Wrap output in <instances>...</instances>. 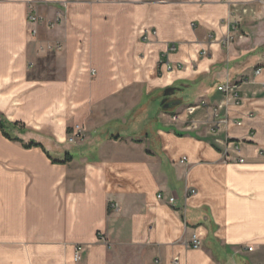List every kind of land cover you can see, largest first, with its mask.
Instances as JSON below:
<instances>
[{
  "label": "crops",
  "instance_id": "0c3cea01",
  "mask_svg": "<svg viewBox=\"0 0 264 264\" xmlns=\"http://www.w3.org/2000/svg\"><path fill=\"white\" fill-rule=\"evenodd\" d=\"M0 116V264H264V0H0Z\"/></svg>",
  "mask_w": 264,
  "mask_h": 264
},
{
  "label": "built area",
  "instance_id": "2783aa9c",
  "mask_svg": "<svg viewBox=\"0 0 264 264\" xmlns=\"http://www.w3.org/2000/svg\"><path fill=\"white\" fill-rule=\"evenodd\" d=\"M92 1H99V0H92ZM59 18H60L59 15H57L55 20H48L45 17H43L42 15H39L38 13L32 11L27 16L28 32H29V34L31 36H36V34L38 32L39 24L44 23L48 27H52L56 22H58ZM154 34H155V30L142 29L141 33H140V37H141L142 40H147V39H149V37L151 35H154ZM60 47L61 46L59 44H50V43H48L47 45H45L44 47H41V48H44L47 51H54V50L60 49ZM168 68H170V67H168ZM259 70L260 69H256L255 73H258ZM243 80L247 81L248 79L245 78ZM218 88L226 93L227 99H233L235 102H237L239 100V95H238V91H237V86L236 85L226 82L224 84H221ZM173 118H176V116L173 117ZM240 123L241 122H237V124H240ZM83 131H84V129H83L82 126L75 125L73 127V129H72V132L70 134L69 139L73 140L75 138L81 137L83 135ZM233 149L235 151H239V146L238 145H234ZM226 153H227V151L225 150L224 154H226ZM260 153L264 154V150L260 151ZM185 160H186L185 158H182V159H180V162H184ZM239 161L242 162L243 159L240 158ZM188 192L190 194H192V193L195 192V190L193 188H189ZM162 197H163L162 194H158V198H162ZM175 199H176L175 195H170L167 198V202L169 204H173ZM184 243L188 247L198 248L200 246V237L196 233H193V234H191L190 238H188V239H186L184 241ZM248 248L250 249L251 247H248ZM82 251H83V246L81 244H76L74 246L73 257H72L73 261L77 262V261L81 260Z\"/></svg>",
  "mask_w": 264,
  "mask_h": 264
},
{
  "label": "trees",
  "instance_id": "16d2710c",
  "mask_svg": "<svg viewBox=\"0 0 264 264\" xmlns=\"http://www.w3.org/2000/svg\"><path fill=\"white\" fill-rule=\"evenodd\" d=\"M7 124H10L11 126H14L16 127L19 123L18 122H14V123H10V122H7L3 117H0V132L2 133V135L8 139H11V140H16V141H20L22 142V145L25 147V148H30V147H41L42 148V145L35 142V141H30L28 143H24L21 139H19L17 136L15 137H12L10 136L7 131H6V126ZM69 158V157H68ZM65 160H68V159H65ZM53 162H57V161H53Z\"/></svg>",
  "mask_w": 264,
  "mask_h": 264
},
{
  "label": "water",
  "instance_id": "95a60500",
  "mask_svg": "<svg viewBox=\"0 0 264 264\" xmlns=\"http://www.w3.org/2000/svg\"><path fill=\"white\" fill-rule=\"evenodd\" d=\"M180 87L168 86L163 90V99L161 100V105L163 109H168L171 106L178 103V101H168V99L176 92L179 91Z\"/></svg>",
  "mask_w": 264,
  "mask_h": 264
},
{
  "label": "rangeland",
  "instance_id": "374dc122",
  "mask_svg": "<svg viewBox=\"0 0 264 264\" xmlns=\"http://www.w3.org/2000/svg\"><path fill=\"white\" fill-rule=\"evenodd\" d=\"M47 76V75H46ZM2 117V116H0ZM7 122H9L7 119H5ZM11 123V122H10ZM21 130V125L18 124L16 127L14 126H11L10 124H7L6 126V131L7 133L12 136V137H15L16 136V133Z\"/></svg>",
  "mask_w": 264,
  "mask_h": 264
}]
</instances>
